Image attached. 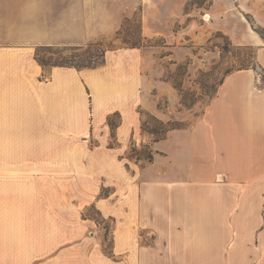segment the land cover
Returning a JSON list of instances; mask_svg holds the SVG:
<instances>
[{"label": "crops", "instance_id": "obj_1", "mask_svg": "<svg viewBox=\"0 0 264 264\" xmlns=\"http://www.w3.org/2000/svg\"><path fill=\"white\" fill-rule=\"evenodd\" d=\"M177 2L0 0V264H264V0H208L209 33L254 47L256 66L228 73L194 124L153 140L129 180L153 46L81 69L36 58L118 35L139 6L144 40L166 35ZM95 125L99 142H81ZM88 206L113 220L110 249Z\"/></svg>", "mask_w": 264, "mask_h": 264}, {"label": "rangeland", "instance_id": "obj_2", "mask_svg": "<svg viewBox=\"0 0 264 264\" xmlns=\"http://www.w3.org/2000/svg\"><path fill=\"white\" fill-rule=\"evenodd\" d=\"M177 3L182 10L175 16L172 31L167 30L168 34L154 39L144 40L141 37L142 6H139L131 17L126 18L118 35L105 36L80 46L38 49L40 59L53 62L63 57L84 55L88 51L93 53L100 47L125 46L127 41L141 40L147 46H153L151 50L155 51L157 58L155 61L153 59L155 68L152 69V77L156 81L153 88L146 92L149 103L142 105L139 112L141 128L145 121L143 128L157 130L158 133L154 135L142 128L128 142L127 154L124 156V162L130 169L125 177L128 180L132 179L134 172L141 173L149 162L147 154L152 149L155 136L162 135L168 128L194 124L205 113L228 73L256 65L254 47L231 44L220 32L209 33L204 17L208 0H178ZM110 118L114 124L120 121L118 114H112ZM102 131L101 127L95 125L88 136L89 141L85 142L84 137L80 141L93 146L99 142ZM67 189L69 194L75 193L73 188ZM114 189L103 185L100 188L101 195H111L114 200L118 194ZM85 212L97 220L104 235L105 248L110 249L113 220L103 217L97 207L88 206Z\"/></svg>", "mask_w": 264, "mask_h": 264}, {"label": "trees", "instance_id": "obj_3", "mask_svg": "<svg viewBox=\"0 0 264 264\" xmlns=\"http://www.w3.org/2000/svg\"><path fill=\"white\" fill-rule=\"evenodd\" d=\"M262 32V31H261ZM118 34H120V31L118 32ZM223 36L226 37V35L223 34ZM141 37L143 38L142 34ZM228 39V37H226ZM228 41L233 44L229 39ZM126 46H130V47H141L146 45L145 43H143L141 40L139 42L134 41V42H126ZM40 48H50V47H40ZM39 49V48H38ZM108 49L111 48H98L94 51H92L93 53H91V51H88L86 53H83L84 55H75L74 57H63L61 59L55 60L53 62H49L43 59H40L39 57V53L37 51L36 53V58L38 59V61L40 62V64L44 67L46 66H70V67H76L78 69L84 68V67H97L99 65H101L102 63L105 62L106 60V52ZM77 58V59H76ZM256 65L253 66H249V67H255ZM243 68H248V67H243ZM242 69V68H240ZM108 122L112 128V130L119 125L118 124H114L113 121L111 120V118L108 119ZM146 123L145 121L143 122L142 128L143 126H145ZM173 128H177V127H172V128H168L166 129V131H164V133L162 135L159 136H155L154 140H159L162 139L166 136L168 130L173 129ZM145 130H148L149 132H151L152 134H156L158 133L157 130H149L146 129L145 127L143 128ZM147 158L148 159H152L153 158V149L150 150L149 154H147Z\"/></svg>", "mask_w": 264, "mask_h": 264}]
</instances>
